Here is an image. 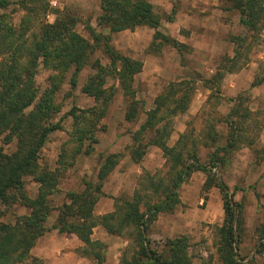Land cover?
Listing matches in <instances>:
<instances>
[{
  "label": "trees",
  "instance_id": "trees-1",
  "mask_svg": "<svg viewBox=\"0 0 264 264\" xmlns=\"http://www.w3.org/2000/svg\"><path fill=\"white\" fill-rule=\"evenodd\" d=\"M220 1L225 4L222 10L236 12L238 24L255 40L264 24V0ZM10 5L21 12L16 25L3 13ZM55 12L53 21L47 23L45 17L50 13L47 0H0V142L3 145L14 143L10 153L0 149V264H41L40 260L29 256V251L47 232L45 223L51 212L49 199L57 192L60 179L76 157H87L93 152L98 143L96 133L102 129L100 121L114 94L119 92L127 102L123 115L127 122H133L143 106L133 88L142 62L121 55L109 42L112 34L133 31L137 27L156 30L159 19L149 0H98L97 15L92 23L84 25L86 37L76 32L78 20L74 14L64 10ZM157 37L176 52L185 47L155 31L153 38ZM228 41L234 46L233 56H224L220 61L221 71L217 69L209 79L200 80L209 92L206 103L211 98L217 99L215 93L224 74L241 68L242 64L236 67L241 58L238 49L248 48L246 38L231 36ZM95 52L102 55L104 63L101 59L89 62ZM88 65L93 73L85 78L80 92L90 98L92 104L82 109L72 106L65 113V118L71 121L67 139L59 147L55 167H42L38 162L39 152L50 133L61 129L60 121L53 120L59 112L54 103L58 85L65 74L70 73L68 85L74 88L78 73ZM40 68L52 74L50 84L38 95L34 79ZM107 80H112L115 86H106ZM259 84L253 79L250 87ZM194 90L189 80L167 83L153 98L152 107L144 112L143 121L130 133V145L126 147L130 162L138 164L149 148L159 149L166 165L164 180L142 174L130 199L114 198L112 212L94 216L93 208L102 195L101 184L120 158L119 154H109L98 167L95 183L86 182L80 191L64 194L51 229L58 234L75 236L86 247L92 245L90 235L96 226L117 237L123 229H130V237H134L138 247L135 256L124 264H189L184 236L166 239L157 251L151 250L145 232L158 213L171 211L172 205L177 203L175 190L183 176L202 170L206 174L202 188L217 187L223 198L222 223L215 227L218 264H248L242 263L234 251L239 241L241 207L231 201V194L228 196L225 187L214 179L212 169L217 172V167L224 165L225 156L240 139L238 132L243 131L249 112L242 108L241 97L229 99L228 113L222 121H217L227 129L223 146H215L217 133L207 121L202 131L194 132L186 126L173 145L168 146L172 120L186 113ZM241 137L248 139L247 145H252L251 139ZM209 147L212 151L208 155L209 168L204 169L199 164L197 150ZM26 177L37 185L33 197L24 191ZM15 205L26 209L27 214L16 216L13 223L3 222L2 216Z\"/></svg>",
  "mask_w": 264,
  "mask_h": 264
},
{
  "label": "rangeland",
  "instance_id": "rangeland-1",
  "mask_svg": "<svg viewBox=\"0 0 264 264\" xmlns=\"http://www.w3.org/2000/svg\"><path fill=\"white\" fill-rule=\"evenodd\" d=\"M47 1L50 10L45 17L47 23L53 21L55 11L64 10L77 17L76 32L83 37L87 36L84 25L86 22L92 23L97 15L98 0H56L58 7H52L51 0ZM149 2L153 13L159 19L156 30L137 27L133 31H122L112 34L109 43L123 56L139 60L142 65L146 61L140 79L133 81V88L137 93L135 96L142 105L144 101L151 99L154 92L169 82L181 80L192 82L195 90L191 103L183 116L173 118V131L167 142L168 146H172L180 134H176L175 131L178 126H181L182 132L186 126L197 132L204 129L206 121L217 133L215 146H223L227 141V129L222 122L217 121H222L228 113L231 107L229 99L237 96L242 98V108L247 109L249 116L243 124V131L238 132L240 139L235 148L225 156L224 165L217 167V172L215 170L214 179L225 187L228 196L231 194V201L241 207L239 241L237 249L234 250L238 258L242 263L264 264V24L258 37L252 40L238 24L236 12L222 10L225 4L220 0H149ZM13 8L14 5H10L3 13L9 15L12 23L16 25L21 12ZM218 14L222 20L220 24H223L220 26L223 27L218 28L217 24L213 27V23L205 28L199 27L205 20H215ZM185 18L184 23L175 22L177 20L183 22ZM191 30L199 33V39L196 40L199 42V49L182 43L185 47L176 52L169 44L162 43L158 37L153 38L156 31L160 36L175 40L176 31L181 38L186 36L184 31L188 33ZM231 36L244 37L248 44V48L238 49L241 58L237 61L236 67L242 64L241 68L232 73H225L220 81L218 93H215L217 99L211 98L206 103L209 92L202 87L200 80L209 79L217 69L220 72L221 59L224 56L228 58L233 56L234 46L228 41ZM93 59L105 62L98 52L91 55L89 62ZM149 60H154V63ZM92 73L89 65L84 67L77 75L74 88L68 85L70 73H66L63 81L59 83L54 94V103L57 104L59 112L53 120L60 121L61 129L47 137L39 152L40 166L48 169L55 167L59 147L66 141L70 128V118H65L69 108L74 106L82 109L91 106L92 100L80 92V87L85 78ZM51 74L48 70L41 68L37 70L34 82L38 95L50 84ZM249 79L250 82L253 79L259 81L256 90L244 88L249 84ZM109 85L115 86V83L107 80L106 86ZM126 104V100L116 92L105 117L100 121L102 129L96 133L98 143L94 146L93 152L87 157H76L74 164L65 170L60 179L57 192L50 197L51 212L45 223L47 232L29 251V256L40 260L41 264H124L135 256L138 246L134 237H130V229H123L122 234L117 237L106 234L100 226H96L90 235L92 245L87 247L75 236L58 234L56 230L51 229L57 207L62 202L64 194L80 191L86 182L95 183L98 167L109 154H119L120 158L101 184L102 195L93 208L94 216L112 212L114 198L130 199L142 174L163 180L166 178V165L157 148H149L140 163L130 162L126 149L130 145L129 136L143 121L148 106H142L136 119L127 122L123 119ZM243 135L252 140L251 146L247 145L248 139L241 137ZM0 149L3 153H10L14 150V143L3 145L0 142ZM197 152L199 164L208 169L211 148H198ZM189 163L190 160L186 161V167ZM205 180L206 174L202 170H193L187 176H183L175 190L177 203L172 205V210L158 213L147 226L145 237L150 242L151 250H161V245L166 239L184 236L189 264H218L215 227L222 223L223 198L217 187L202 188ZM23 187L29 197L35 196L37 185L30 177L24 178ZM25 214L26 209L15 205L7 210L1 220L13 223L16 216ZM94 254H98V257Z\"/></svg>",
  "mask_w": 264,
  "mask_h": 264
},
{
  "label": "crops",
  "instance_id": "crops-1",
  "mask_svg": "<svg viewBox=\"0 0 264 264\" xmlns=\"http://www.w3.org/2000/svg\"><path fill=\"white\" fill-rule=\"evenodd\" d=\"M222 16V15H221ZM220 16H219V14L217 15V18L215 19V20H211V21H208V20H205V21H203L202 23H200V26L199 27H206L207 25H209V24H212L213 23V27H215L216 25L215 24H217L218 25V28H220V27H223V26H220V25H223V24H220V22H222V20H221V17L219 18ZM223 17V16H222ZM186 21V18L183 20V22H179V20H177V21H175V22H177V23H184ZM179 25H182V24H179ZM178 26V25H177ZM182 27V26H181ZM178 28V27H177ZM184 33H186V36L185 37H179V35H178V31H176V36H175V40L176 41H178V42H180V43H187L190 47H192V48H194V49H199L200 47L198 46V44H199V42H197L196 40H198L199 39V33H195L194 31H188V33L186 32V31H184ZM197 42V43H196ZM223 53L221 54V56L223 57ZM149 62H152V63H154V60H149ZM145 63H146V61L143 63V65H142V68H141V71L134 77V80L135 79H137L138 80V78L140 79V76H141V74L144 72V68H145ZM244 72H245V70H244ZM142 80H144L143 78H142ZM251 82H252V80H251ZM250 79H249V84L247 85V87H244V88H256V87H250ZM244 84H245V82H244ZM163 88V87H162ZM162 88L161 89H158L156 92H154V95L152 94V97H151V99H148V100H146V101H144V104H143V106L144 107H147L148 106V108L145 110V111H147V110H149L151 107H152V101H153V98L162 90ZM243 88V89H244ZM254 89H252V90H254ZM256 90V89H255ZM137 93L135 92V95H136ZM136 97V96H135ZM137 99V98H136ZM184 115V114H183ZM183 115H181V116H183ZM179 117V116H178ZM178 117H176V118H178ZM184 128V127H183ZM175 131H176V134L177 133H181L182 131H183V129L181 128V126L179 127H177L176 129H175ZM38 241H39V239H38Z\"/></svg>",
  "mask_w": 264,
  "mask_h": 264
},
{
  "label": "built area",
  "instance_id": "built-area-1",
  "mask_svg": "<svg viewBox=\"0 0 264 264\" xmlns=\"http://www.w3.org/2000/svg\"><path fill=\"white\" fill-rule=\"evenodd\" d=\"M50 5H51L52 7H58V3H57L56 0H51ZM212 172H215V170L212 169Z\"/></svg>",
  "mask_w": 264,
  "mask_h": 264
}]
</instances>
